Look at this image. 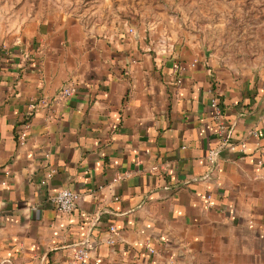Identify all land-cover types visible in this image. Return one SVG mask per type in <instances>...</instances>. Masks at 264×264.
I'll return each instance as SVG.
<instances>
[{
  "label": "crops",
  "instance_id": "crops-1",
  "mask_svg": "<svg viewBox=\"0 0 264 264\" xmlns=\"http://www.w3.org/2000/svg\"><path fill=\"white\" fill-rule=\"evenodd\" d=\"M213 95L230 128L217 167ZM63 189L70 215L49 203ZM86 239L91 263L264 264V72L70 20L0 46V264H68Z\"/></svg>",
  "mask_w": 264,
  "mask_h": 264
},
{
  "label": "rangeland",
  "instance_id": "rangeland-1",
  "mask_svg": "<svg viewBox=\"0 0 264 264\" xmlns=\"http://www.w3.org/2000/svg\"><path fill=\"white\" fill-rule=\"evenodd\" d=\"M129 29L149 46L193 45L221 68L264 72V0H0V46L34 22Z\"/></svg>",
  "mask_w": 264,
  "mask_h": 264
},
{
  "label": "built area",
  "instance_id": "built-area-1",
  "mask_svg": "<svg viewBox=\"0 0 264 264\" xmlns=\"http://www.w3.org/2000/svg\"><path fill=\"white\" fill-rule=\"evenodd\" d=\"M193 67L196 66V63L192 65ZM187 72V67L179 64L174 68V75L176 77H181ZM181 81L179 80V84ZM77 92V88L73 82L67 84L63 87V89L60 91V93L57 96L56 103L65 101L72 96H74ZM211 108L213 110V121L216 125V134L217 138L219 140V145L212 149L209 152V155L207 157V160L209 161L210 165L213 167H217L219 163L220 156L222 155L223 151L226 147H228L229 143V134H230V128L229 125L226 123L225 116L223 113V109L220 105V102L218 98L213 95L211 98ZM47 102L45 100H42L39 103H31L28 107V112L25 116V123L23 125V129L21 132L20 139L21 141H25L28 138L29 130H30V121L32 117L34 116L37 108L39 105L46 104ZM55 175V171H50V173L47 175V179L43 182L44 184H47L48 181H50ZM115 181H118L115 180ZM80 199V195L70 189H63L55 194H52L49 197V203L60 213L65 215L72 214L78 207V202ZM116 227H111V232H116ZM109 244H113V240L108 241ZM90 247L91 243L90 240L86 239L82 241L80 244L77 245L73 258L68 264H99L98 262L91 263L90 262Z\"/></svg>",
  "mask_w": 264,
  "mask_h": 264
}]
</instances>
